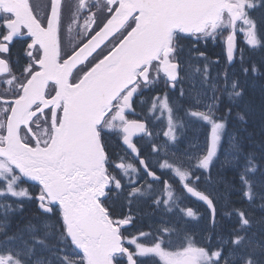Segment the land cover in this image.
<instances>
[{"label": "snow or ice", "instance_id": "6c2138e0", "mask_svg": "<svg viewBox=\"0 0 264 264\" xmlns=\"http://www.w3.org/2000/svg\"><path fill=\"white\" fill-rule=\"evenodd\" d=\"M0 264H264V0H0Z\"/></svg>", "mask_w": 264, "mask_h": 264}, {"label": "trees", "instance_id": "16d2710c", "mask_svg": "<svg viewBox=\"0 0 264 264\" xmlns=\"http://www.w3.org/2000/svg\"><path fill=\"white\" fill-rule=\"evenodd\" d=\"M259 87H260V84L259 82L256 83L255 87L250 91V97L252 99H257L258 100V97H259ZM223 174L225 175V177L229 180H235L238 184V179L236 178V175H235V170L233 169H224L223 170Z\"/></svg>", "mask_w": 264, "mask_h": 264}, {"label": "rangeland", "instance_id": "374dc122", "mask_svg": "<svg viewBox=\"0 0 264 264\" xmlns=\"http://www.w3.org/2000/svg\"><path fill=\"white\" fill-rule=\"evenodd\" d=\"M198 80H199V77L197 76V77L195 78V81H196L197 84H198ZM186 84H189V86H191L192 81H189V82L186 83ZM224 148H225V149L228 148L227 139H225V142H224ZM223 159H224V155H223V152H222V154H221V160H223ZM233 198L235 199V197H233Z\"/></svg>", "mask_w": 264, "mask_h": 264}]
</instances>
